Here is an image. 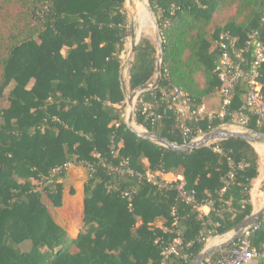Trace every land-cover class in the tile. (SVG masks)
<instances>
[{
  "label": "trees",
  "instance_id": "16d2710c",
  "mask_svg": "<svg viewBox=\"0 0 264 264\" xmlns=\"http://www.w3.org/2000/svg\"><path fill=\"white\" fill-rule=\"evenodd\" d=\"M149 3L160 79L138 98L156 102V113L147 117L137 104L134 125L181 145L231 124L229 115H206L221 106L217 40L228 31L242 45L258 31L264 41V0ZM148 10L138 2L140 24L152 20ZM128 35L125 0H0V264H188L209 237L252 213L260 159L252 143L227 138L180 153L127 127L120 73ZM157 53L148 37L134 46L129 92L153 82ZM258 79L264 94V67ZM168 84L188 93L185 115L160 99ZM247 90L240 80L230 113L246 111ZM202 105L203 115L191 112ZM245 127L264 132L253 116ZM71 164L87 171L75 236L43 202L45 195L53 208L63 206L60 178ZM147 171L182 175L184 189L209 212L181 200L175 182L147 181ZM258 223L250 246L264 252V214ZM177 236L188 246L165 258L164 245Z\"/></svg>",
  "mask_w": 264,
  "mask_h": 264
},
{
  "label": "built area",
  "instance_id": "2783aa9c",
  "mask_svg": "<svg viewBox=\"0 0 264 264\" xmlns=\"http://www.w3.org/2000/svg\"><path fill=\"white\" fill-rule=\"evenodd\" d=\"M217 46L219 55L215 63L214 71L221 82V86L218 89L221 96V106L217 114L207 112V117L217 116L223 118L229 115L232 123L236 122V119H238L239 125L246 126L250 117L253 116L255 117L257 126L264 131V94L261 92V84L258 79L260 71L264 67V41L260 37L258 31H252L248 34L243 44L240 45L238 44L237 37L225 31L220 33ZM240 80L245 81L248 87L244 101V108L246 111L230 113L229 106L233 99L234 88ZM160 99L169 104V108L174 107L175 111L181 116L190 111V97L188 93L174 84H168L161 89ZM137 104L138 110L147 117L155 116L156 102L145 101L141 97L138 98L137 94L134 107L135 110L137 109ZM191 112L197 115H203L205 113V107L202 105L197 109L191 110ZM181 129L185 133L190 132V129L186 125H181ZM202 134L203 133L199 131L195 138ZM113 169L117 173H122L124 171L119 166ZM230 177H233L232 173ZM145 179L160 186L167 184L172 185L175 182L181 200L191 204L193 209L199 211L200 214H204V212H202V206L207 204L198 203L195 199V192L193 190L188 192L184 189L182 175L164 173L161 171H147ZM258 227V221L246 226L237 239L228 246L216 251L214 256L209 255L199 264H254L255 262L264 264V252H260L256 248L251 247L249 241V236ZM186 246H188V244L183 243L182 238L177 236L164 245L162 254L165 258L169 255L178 256ZM183 256L186 257L187 255L183 253Z\"/></svg>",
  "mask_w": 264,
  "mask_h": 264
},
{
  "label": "rangeland",
  "instance_id": "374dc122",
  "mask_svg": "<svg viewBox=\"0 0 264 264\" xmlns=\"http://www.w3.org/2000/svg\"><path fill=\"white\" fill-rule=\"evenodd\" d=\"M140 0H125V8L127 13V27L129 30V35L126 39V51L122 57V68L121 73L123 75L124 82L127 87V80L129 77V65H127V61L129 59V47L132 40L138 43L141 37H148L150 39L156 40L155 32V16L151 10L149 0H146V5L149 8L148 12L150 13L151 19H146L139 23L136 11V5ZM134 33V38H131V33ZM158 47V46H157ZM157 76V72L155 74L154 80ZM152 82V83H153ZM151 83V84H152ZM11 88V85L5 89V94ZM133 92H129L127 88V95L130 96ZM137 93H134L133 102L135 107V100H136ZM127 99L125 97V106L123 110V119L127 120L128 116H125V109L127 107ZM135 110V109H134ZM135 122V118H134ZM136 124V123H135ZM225 127H232L236 129H240L241 125L238 123V119L236 122H233L229 125H224ZM141 130H144L141 127ZM257 148V147H256ZM258 150V148H257ZM261 156V165L260 167H264V155L258 150ZM172 174L174 172H171ZM87 171L86 168L79 165H68L66 175L63 178H60L61 182H63V206L60 208H53L51 201L44 195L43 202L49 209H51V213L54 217L60 222L64 223L70 236L71 234L75 235L78 232L81 218H82V187L86 180ZM261 188L263 187L264 192V181L261 182ZM73 191V192H71ZM258 207V206H257ZM256 207V208H257ZM219 237V235L211 236L207 239L205 247L212 246L215 243V238ZM204 247V248H205Z\"/></svg>",
  "mask_w": 264,
  "mask_h": 264
},
{
  "label": "water",
  "instance_id": "95a60500",
  "mask_svg": "<svg viewBox=\"0 0 264 264\" xmlns=\"http://www.w3.org/2000/svg\"><path fill=\"white\" fill-rule=\"evenodd\" d=\"M156 26V43L158 46V53H157V62H156V72L157 76L155 78V81L152 84L145 85L142 88H139L138 90L134 91L133 94L130 96L127 95V87L123 79L122 73H120V81L122 90L125 94V97L127 99V104L129 105V114L127 120H124L127 127L136 135L150 139L160 145H163L171 150L180 152V153H188L191 152L197 148L206 146L210 142L220 140V139H227V138H240L246 141H249L252 144H264V132H257L248 129L245 126H241L240 129L232 128V127H225L224 125L219 126L217 128H214L210 131H207L200 135L197 138L192 139L187 144H176L173 142H170L166 138L152 133L148 132L147 130H135L132 127V122H134V102L133 97L134 93L136 94L138 91H142L146 88H153L158 85L159 79H160V58H161V47H160V39L158 34V25L155 21ZM131 38H134V33H131ZM137 43L132 40L129 47V59L127 61V65H130V62L132 60L133 56V48ZM135 123V122H134ZM264 214V203L261 206V208L255 212H252L249 216L245 217L241 222H239L235 227H233L231 230L225 232L224 234L219 235V237L215 238V244L212 246H208L203 248L202 251H200L198 254H196L188 264H199L202 262L205 258H207L212 253L228 246L231 242H233L235 239H237L241 233L242 230L251 224L256 223L259 218Z\"/></svg>",
  "mask_w": 264,
  "mask_h": 264
},
{
  "label": "crops",
  "instance_id": "0c3cea01",
  "mask_svg": "<svg viewBox=\"0 0 264 264\" xmlns=\"http://www.w3.org/2000/svg\"><path fill=\"white\" fill-rule=\"evenodd\" d=\"M137 6L136 5V10H137ZM140 91L137 92V94L139 93ZM209 102V101H208ZM207 102V103H208ZM210 104V103H209ZM208 106V104L206 105V107ZM210 106V105H209ZM254 146V148L256 149V151L258 152V150L264 155V144H252ZM258 150H257V148ZM259 153V152H258ZM260 155V154H259ZM261 156H260V159H259V176L257 177L256 180L253 181V184H252V187L250 189V193H251V199H252V203H253V211L252 212H255L257 210H259L261 208V206L263 205L264 203V192L263 190L261 189V181L263 180L264 178V167H260L261 165ZM173 174H178V173H173ZM258 206V207H257ZM257 207V208H256ZM202 212H204V214H207L209 212V207L207 205H203L202 206ZM69 233V232H68ZM77 234V233H76ZM75 234V235H76ZM73 234H71V236H75Z\"/></svg>",
  "mask_w": 264,
  "mask_h": 264
},
{
  "label": "bare ground",
  "instance_id": "6f19581e",
  "mask_svg": "<svg viewBox=\"0 0 264 264\" xmlns=\"http://www.w3.org/2000/svg\"><path fill=\"white\" fill-rule=\"evenodd\" d=\"M140 1H142V0H140ZM128 114H129V105H127V107H126V109H125V116L127 117L128 116ZM132 127L135 129V130H138V131H140L141 129L140 128H138L136 125H134V123L132 122Z\"/></svg>",
  "mask_w": 264,
  "mask_h": 264
}]
</instances>
